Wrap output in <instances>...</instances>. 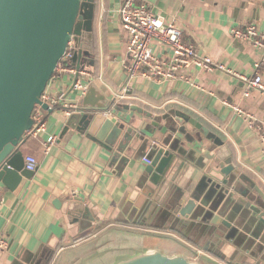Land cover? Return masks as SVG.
<instances>
[{"label": "crops", "instance_id": "crops-1", "mask_svg": "<svg viewBox=\"0 0 264 264\" xmlns=\"http://www.w3.org/2000/svg\"><path fill=\"white\" fill-rule=\"evenodd\" d=\"M145 1L157 17L178 24L200 54L247 76L254 74L260 50L233 38L230 30L253 22L264 31V0ZM118 2L95 0L96 46L91 56L82 59L89 75L79 78L87 87L94 85L106 93L112 103L113 93L122 92L128 96L116 103L137 106L116 108L114 103L110 115L119 116L131 132L124 150L128 161L118 173L104 140L79 132L61 144L60 130L68 115L77 111L82 93L72 86L74 73L56 70L44 94L57 101L50 112H44V129L31 134L44 144L35 173L13 191L0 183V234L9 241L8 248L0 250V264H109L126 254L120 249L125 245L183 253L209 264H264V250L253 258L239 247L242 231L233 223L242 224L249 216L241 207L228 213L235 230L192 216L188 200L199 198L209 172L218 170L214 152L208 149L214 142L181 132V123L169 112L180 110L218 131L234 166L264 191V148L258 133L226 104H236L263 122L264 94L220 69L192 68L191 82L128 77ZM154 48L165 53L157 42ZM261 73L264 80V70ZM51 134L56 137L48 144ZM151 142H172L180 150L166 178L156 185L144 173ZM184 208L187 216L180 212Z\"/></svg>", "mask_w": 264, "mask_h": 264}, {"label": "water", "instance_id": "water-1", "mask_svg": "<svg viewBox=\"0 0 264 264\" xmlns=\"http://www.w3.org/2000/svg\"><path fill=\"white\" fill-rule=\"evenodd\" d=\"M94 13L95 0H0V183L11 191L35 173L36 167H25V156L38 161L43 153L44 144L26 133L32 127L35 105L40 104L48 112L52 110L41 96L68 42L71 39L75 42L70 62L77 68H84L82 59L94 52ZM111 104L106 93L94 85L88 86L77 100V111L68 115L58 137L61 144L76 132L104 140L112 152L110 161H116L115 170L120 173L128 161L124 150L132 136L119 116L101 114ZM115 106L137 107L122 103ZM169 112L181 123L178 128L181 132H190L197 140L205 137L214 142L208 149L214 152L218 170L209 172L200 188V197L188 200L192 204V216H200L216 227L230 225L235 230L228 213L241 207L249 216L242 219V224L233 223L242 231L238 236L239 247L247 255L258 258L264 250V191L234 166L227 144L214 131L180 110ZM163 116L168 122L169 113ZM186 124L190 125L189 129ZM149 144L144 173L156 185L166 178L180 150L172 142ZM73 202L68 203V209ZM180 212L187 216L186 208ZM120 249L126 254L109 264H204L183 253L167 254L158 248L125 245Z\"/></svg>", "mask_w": 264, "mask_h": 264}, {"label": "built area", "instance_id": "built-area-1", "mask_svg": "<svg viewBox=\"0 0 264 264\" xmlns=\"http://www.w3.org/2000/svg\"><path fill=\"white\" fill-rule=\"evenodd\" d=\"M116 15L120 27L126 34L125 49L129 59L124 61V70L128 77L140 76L154 80L182 79L190 81L189 71L192 68L220 69L238 77L246 82L248 86H253L264 94V80L261 73V69L264 70V31L259 30L255 23L250 22L244 26L236 25L230 30L233 38L247 41L260 50L259 58L255 63V72L252 76H247L228 68L224 63L215 60L208 54H200L195 44L184 37L183 29L178 24L173 20L165 22L157 17L145 0H119ZM155 42L163 47L165 53L155 51ZM74 48L75 42L71 39L55 71L74 73L77 77L74 79L72 86L83 94L87 84H83L79 76L89 75V72L85 68H77L71 64L70 57ZM113 94V103L107 109L101 111V114L110 116L113 113L112 105L128 96L122 92ZM243 94L248 95V90H244ZM41 98L50 107H53V104L57 101V98H49L44 92ZM226 104L242 117L248 128L258 133L264 148V121L260 122L252 113L236 104L228 102ZM44 112L45 109L40 104L35 105L31 114L32 127L26 134L36 135L44 129ZM55 137L54 134L49 135L46 138V143H52ZM145 160L148 162L147 158ZM36 164L37 161L33 156H25V167L27 169H34ZM8 246L7 237L0 234V250H6ZM198 252L200 251L197 250Z\"/></svg>", "mask_w": 264, "mask_h": 264}, {"label": "trees", "instance_id": "trees-1", "mask_svg": "<svg viewBox=\"0 0 264 264\" xmlns=\"http://www.w3.org/2000/svg\"><path fill=\"white\" fill-rule=\"evenodd\" d=\"M96 4V3H95ZM95 8L97 9V4L95 5ZM96 13L97 12H95V17H96ZM95 19V18H94ZM92 29H93V31H94V21H93V24H92ZM95 39H94V46H96V44H95ZM207 126V125H206ZM208 128H209V126H207ZM210 129V128H209ZM211 130V129H210ZM212 131H214V130H212ZM215 133H216V135H217V137L222 141V142H225L224 141V139H223V137H222V135L218 132V131H214ZM200 261L201 262H203V263H205V264H209V263H207V261H205L204 259H202V258H200Z\"/></svg>", "mask_w": 264, "mask_h": 264}, {"label": "rangeland", "instance_id": "rangeland-1", "mask_svg": "<svg viewBox=\"0 0 264 264\" xmlns=\"http://www.w3.org/2000/svg\"><path fill=\"white\" fill-rule=\"evenodd\" d=\"M76 93H77V91H76ZM143 242L145 244H148V245L152 243L151 241H146V240H144ZM191 259H193V258H191ZM195 259L200 260V258H198V257H196Z\"/></svg>", "mask_w": 264, "mask_h": 264}]
</instances>
